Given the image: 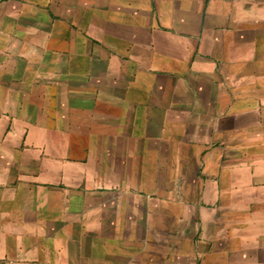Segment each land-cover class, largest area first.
<instances>
[{
	"label": "crops",
	"instance_id": "crops-1",
	"mask_svg": "<svg viewBox=\"0 0 264 264\" xmlns=\"http://www.w3.org/2000/svg\"><path fill=\"white\" fill-rule=\"evenodd\" d=\"M0 264H264V0H0Z\"/></svg>",
	"mask_w": 264,
	"mask_h": 264
}]
</instances>
